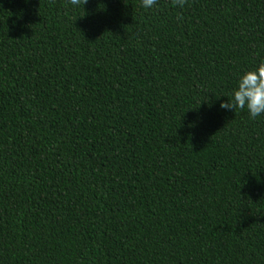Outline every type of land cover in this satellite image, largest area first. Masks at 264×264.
Here are the masks:
<instances>
[{
	"label": "trees",
	"instance_id": "1",
	"mask_svg": "<svg viewBox=\"0 0 264 264\" xmlns=\"http://www.w3.org/2000/svg\"><path fill=\"white\" fill-rule=\"evenodd\" d=\"M261 60L264 0H0V264H264Z\"/></svg>",
	"mask_w": 264,
	"mask_h": 264
},
{
	"label": "clouds",
	"instance_id": "2",
	"mask_svg": "<svg viewBox=\"0 0 264 264\" xmlns=\"http://www.w3.org/2000/svg\"><path fill=\"white\" fill-rule=\"evenodd\" d=\"M81 2L84 6L88 0H70L72 5H80ZM157 3L158 0H142L145 9H151ZM171 3L174 7L183 8L187 0H171ZM181 18L178 16V19ZM220 108L234 112L237 109H246L251 119L264 115V60H261L255 69L245 72L240 77L232 98L221 103Z\"/></svg>",
	"mask_w": 264,
	"mask_h": 264
}]
</instances>
